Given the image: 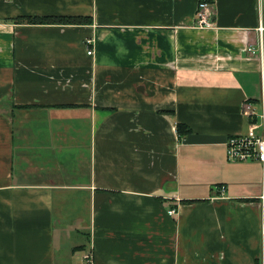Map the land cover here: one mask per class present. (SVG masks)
Masks as SVG:
<instances>
[{
	"label": "crops",
	"instance_id": "crops-1",
	"mask_svg": "<svg viewBox=\"0 0 264 264\" xmlns=\"http://www.w3.org/2000/svg\"><path fill=\"white\" fill-rule=\"evenodd\" d=\"M263 69L264 0H0V264H264Z\"/></svg>",
	"mask_w": 264,
	"mask_h": 264
},
{
	"label": "built area",
	"instance_id": "built-area-1",
	"mask_svg": "<svg viewBox=\"0 0 264 264\" xmlns=\"http://www.w3.org/2000/svg\"><path fill=\"white\" fill-rule=\"evenodd\" d=\"M211 4L208 1L199 3L197 9V26L208 28L214 26ZM248 53L255 54L254 48H248ZM89 55L93 54V49H89ZM243 113L249 120V129L245 134L231 136L226 142L227 157L231 162H258L264 168V69L262 71V98L258 107L254 102H247L243 105ZM264 205V194L261 198ZM175 216L177 209L169 212ZM91 261V255L85 258Z\"/></svg>",
	"mask_w": 264,
	"mask_h": 264
},
{
	"label": "trees",
	"instance_id": "trees-1",
	"mask_svg": "<svg viewBox=\"0 0 264 264\" xmlns=\"http://www.w3.org/2000/svg\"><path fill=\"white\" fill-rule=\"evenodd\" d=\"M16 22H27L29 24H82L90 22L89 18L74 17V16H22L15 18ZM189 128L184 124H179L178 132L180 135L188 133Z\"/></svg>",
	"mask_w": 264,
	"mask_h": 264
}]
</instances>
